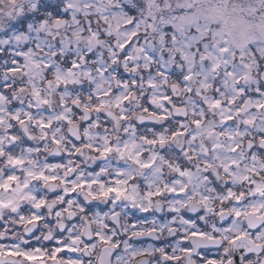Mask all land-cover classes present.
<instances>
[{
	"label": "clouds",
	"instance_id": "9594fccd",
	"mask_svg": "<svg viewBox=\"0 0 264 264\" xmlns=\"http://www.w3.org/2000/svg\"><path fill=\"white\" fill-rule=\"evenodd\" d=\"M0 264H264V0H0Z\"/></svg>",
	"mask_w": 264,
	"mask_h": 264
}]
</instances>
